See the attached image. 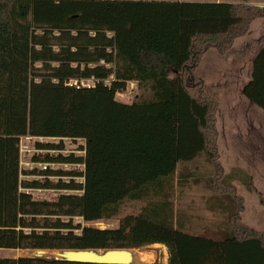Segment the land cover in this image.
Wrapping results in <instances>:
<instances>
[{
    "label": "trees",
    "instance_id": "trees-1",
    "mask_svg": "<svg viewBox=\"0 0 264 264\" xmlns=\"http://www.w3.org/2000/svg\"><path fill=\"white\" fill-rule=\"evenodd\" d=\"M258 18L264 0H0V248L158 243L168 251L167 264H264V232L242 221L243 198L233 181L263 206L264 198L245 171H224L217 96L196 75L208 50L227 53ZM251 66L242 94L264 111V45ZM88 79L94 83L80 86ZM130 82L141 94L130 103L117 100ZM26 135L58 138L35 141L47 151L62 150L64 138L83 139V155L32 156L83 170L34 168L24 174L40 178H21L19 143ZM200 156L212 166L205 207L226 216L215 226L219 238L190 232L175 209L176 189L201 181L189 166ZM23 189L78 193L41 200ZM125 200L145 203L115 227L86 225L115 217ZM0 264L103 263L0 256Z\"/></svg>",
    "mask_w": 264,
    "mask_h": 264
},
{
    "label": "crops",
    "instance_id": "crops-1",
    "mask_svg": "<svg viewBox=\"0 0 264 264\" xmlns=\"http://www.w3.org/2000/svg\"><path fill=\"white\" fill-rule=\"evenodd\" d=\"M263 45L264 18H258L251 23L247 34L235 39L227 53L221 55L215 49L208 50L198 66L199 72H197L198 68L196 69V75L204 80L206 91L217 96V145L219 161L224 171L228 172L232 168L245 171L252 177L254 185L261 193L258 183L264 182V117L260 115L262 114L260 110H263L242 94V88L250 79L252 58ZM208 54L209 58H206ZM222 97L228 102L231 115L235 112L240 113L242 121L246 124L243 128L234 123L228 131L218 127ZM261 165L263 169L258 170L257 166ZM233 184L237 194L243 198L242 221L249 227L264 232L263 221L259 223L257 220L253 221L254 219L245 217L249 212L247 209L253 211V208L246 203L245 197L239 192V188L244 186L238 179L234 180ZM256 205L261 209L258 202ZM260 209L255 208V211L264 219V213Z\"/></svg>",
    "mask_w": 264,
    "mask_h": 264
},
{
    "label": "rangeland",
    "instance_id": "rangeland-1",
    "mask_svg": "<svg viewBox=\"0 0 264 264\" xmlns=\"http://www.w3.org/2000/svg\"><path fill=\"white\" fill-rule=\"evenodd\" d=\"M215 51V50H211ZM214 53V52H211ZM209 58V54L206 56ZM199 72V68L197 69ZM200 74V73H198ZM141 94V90L136 87L134 82H130L127 85L126 90L119 91L116 94V99L130 103L133 100L137 99V97ZM256 107V106H255ZM260 110V109H259ZM264 117V112L260 110ZM240 113L235 112L234 115H231L230 110L228 109V102L223 99L221 101V109L219 111L218 117V127L222 130L228 131V129L232 126V124H236L240 128H243L246 125L243 121ZM262 120V119H261ZM260 120V121H261ZM230 137V136H229ZM35 141H45V142H55L58 143L60 140L58 138H33L30 140H26L21 138V142L23 144H27L32 152L23 153L20 156V167H21V177L26 179H36L40 178V176L36 175H25L24 171L32 170L34 168L41 169L44 163L42 162H34L32 160L33 155L41 154L48 152L51 155H57L59 153L63 155H69L71 153L75 155H83L84 151L81 147L84 145L83 139H71L64 138L62 139L64 148L62 150H37L35 147ZM53 169H62V170H71L78 169L83 170V165L80 164H67V163H54L50 164ZM189 165V164H188ZM192 168V171L195 172L197 177L201 178V181L198 184H189L186 187H183L179 191L176 189L174 195L175 201V209H180L182 214L185 216V226L186 228L192 232L197 234H203L212 238H219V234L216 231L215 226L219 223L226 221V216L223 213L218 212H210L205 207V197L212 194V190L206 185L205 179L207 175L212 174V166L204 160L203 156L195 159L189 165ZM183 167V164L179 165L178 170ZM43 169V168H42ZM257 169H263V165L257 166ZM53 178V177H51ZM63 179H68L63 177ZM78 181H82V178H77ZM260 190H262V196L264 195V182L258 183ZM257 189V188H256ZM29 192L33 197L41 199V200H55L61 193H78V191L73 190H52V189H29ZM239 192L245 197V201L248 205L252 206V210L247 209L249 212L245 214L246 218L254 219L253 221H258L261 223L264 222L262 215L255 211L256 209H260L257 207V202L259 203L258 197L256 198L255 192H248L243 188H239ZM260 192V191H259ZM255 194V195H254ZM264 198V196H263ZM144 201H133V200H125L120 208L119 213L110 219L99 220V221H91L87 222L86 225L95 226L98 228H107V227H115L118 225V221L121 217L129 213H137L139 208L144 204ZM260 204V203H259ZM261 205V204H260ZM258 211V210H257ZM261 212L264 213V206L261 205ZM261 221V222H260ZM138 250L140 252H146L151 255L145 257L143 260L141 258H137L136 256L133 259V262L145 263V264H165L168 261V251L166 247H152L151 245L132 249L131 251L135 252ZM56 251H43V256L50 257L55 256ZM33 250H12V249H1L0 248V256H9V257H19V256H33ZM148 258V259H147ZM167 264V263H166Z\"/></svg>",
    "mask_w": 264,
    "mask_h": 264
},
{
    "label": "water",
    "instance_id": "water-1",
    "mask_svg": "<svg viewBox=\"0 0 264 264\" xmlns=\"http://www.w3.org/2000/svg\"><path fill=\"white\" fill-rule=\"evenodd\" d=\"M132 249H62L55 253L54 258L72 262H88L103 264H129L133 262ZM36 257L43 256V249L33 250Z\"/></svg>",
    "mask_w": 264,
    "mask_h": 264
},
{
    "label": "built area",
    "instance_id": "built-area-1",
    "mask_svg": "<svg viewBox=\"0 0 264 264\" xmlns=\"http://www.w3.org/2000/svg\"><path fill=\"white\" fill-rule=\"evenodd\" d=\"M94 83V80L93 79H88V80H82V81H80V86H90V85H92ZM69 85H75V86H77V87H79V85H78V82H77V80H70L69 81V83H68ZM21 138H24V139H26V140H30V139H33V138H36V137H32V136H29V135H26V136H23V137H21ZM21 138H20V143H19V155L21 156L23 153H26V152H32V149H30L29 147H28V145L27 144H23L22 142H21ZM38 150V149H37ZM42 163H44L42 166V168L43 169H45L47 166H51L50 164H54V163H45V162H42ZM41 168V169H42ZM22 178V177H21ZM23 179H26V178H23ZM24 190V189H23ZM25 192H29V189H25L24 190Z\"/></svg>",
    "mask_w": 264,
    "mask_h": 264
},
{
    "label": "bare ground",
    "instance_id": "bare-ground-1",
    "mask_svg": "<svg viewBox=\"0 0 264 264\" xmlns=\"http://www.w3.org/2000/svg\"><path fill=\"white\" fill-rule=\"evenodd\" d=\"M152 247H164V245H162V244H158V243H156V244H152L151 245ZM46 251V250H45ZM139 257V258H141V260H143L145 257H147V256H150L151 257V255H149V254H147L146 252H140V251H138V250H135V252H133L132 251V258L134 259V257ZM148 259V258H147Z\"/></svg>",
    "mask_w": 264,
    "mask_h": 264
}]
</instances>
